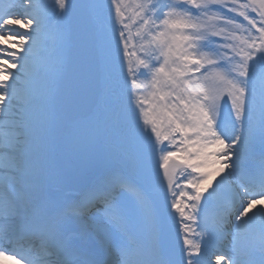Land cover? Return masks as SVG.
Returning a JSON list of instances; mask_svg holds the SVG:
<instances>
[{
    "label": "snow or ice",
    "instance_id": "snow-or-ice-1",
    "mask_svg": "<svg viewBox=\"0 0 264 264\" xmlns=\"http://www.w3.org/2000/svg\"><path fill=\"white\" fill-rule=\"evenodd\" d=\"M4 260L264 264V0H0Z\"/></svg>",
    "mask_w": 264,
    "mask_h": 264
},
{
    "label": "water",
    "instance_id": "water-1",
    "mask_svg": "<svg viewBox=\"0 0 264 264\" xmlns=\"http://www.w3.org/2000/svg\"><path fill=\"white\" fill-rule=\"evenodd\" d=\"M75 3L77 4V5H79L80 3H81V0H75ZM174 240H175V246H176V248H177V246H178V242H177V239H176V236H175V231L173 230V242H174Z\"/></svg>",
    "mask_w": 264,
    "mask_h": 264
},
{
    "label": "bare ground",
    "instance_id": "bare-ground-1",
    "mask_svg": "<svg viewBox=\"0 0 264 264\" xmlns=\"http://www.w3.org/2000/svg\"><path fill=\"white\" fill-rule=\"evenodd\" d=\"M2 264H12V262L9 261V260H4V261L2 262Z\"/></svg>",
    "mask_w": 264,
    "mask_h": 264
},
{
    "label": "rangeland",
    "instance_id": "rangeland-1",
    "mask_svg": "<svg viewBox=\"0 0 264 264\" xmlns=\"http://www.w3.org/2000/svg\"><path fill=\"white\" fill-rule=\"evenodd\" d=\"M3 2L6 3L7 0H3ZM106 2H107V0H106ZM173 229H175V228L173 227ZM179 241H180V240H179ZM180 245H181V241H180V243H179V247H180Z\"/></svg>",
    "mask_w": 264,
    "mask_h": 264
}]
</instances>
